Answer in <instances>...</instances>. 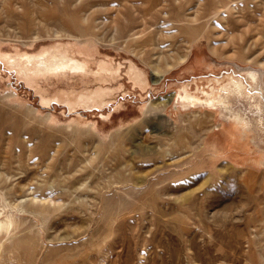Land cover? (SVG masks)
I'll return each mask as SVG.
<instances>
[{"label":"rangeland","instance_id":"rangeland-1","mask_svg":"<svg viewBox=\"0 0 264 264\" xmlns=\"http://www.w3.org/2000/svg\"><path fill=\"white\" fill-rule=\"evenodd\" d=\"M263 59L264 0H0V264H264Z\"/></svg>","mask_w":264,"mask_h":264},{"label":"bare ground","instance_id":"bare-ground-1","mask_svg":"<svg viewBox=\"0 0 264 264\" xmlns=\"http://www.w3.org/2000/svg\"><path fill=\"white\" fill-rule=\"evenodd\" d=\"M221 4H222V2L219 3V5H221ZM219 5H218V7H219ZM223 7H224V5H223ZM189 55H190V49L187 51L186 54L180 56L181 58L177 62H173V61L167 59L166 65H162V66H160V64L157 62L155 67H154V73L156 74L155 77H157V79H155V84L156 83L158 84L159 81L163 78V75L166 72H168L171 68L176 67L177 65H179L182 62H185L189 58ZM263 60H262V63H263ZM22 64H23L24 72L26 73L27 76H30L33 73L38 74L39 72L51 73V72H57V71H66V72L76 73V72L88 70V66H87V63L85 60L74 57L73 55H70L68 52L63 51L57 47L53 48V49H45L37 55L29 54L25 57V61ZM132 66H133V68H135L133 64H132ZM136 71H137V73H136L135 78L137 80H139L140 77L143 76L142 71L138 70V69ZM205 92H206L205 96L206 95H208V96H206L205 98H201L198 94L191 92L189 89H187L185 87L183 89V91L180 92L178 95L175 94L174 100L176 98V99H178V101H181L182 106H184V107L189 106V104H196L198 102H201L203 99L208 100L209 103H214V101H213L214 96L209 91H205ZM228 92H232V91L228 90ZM98 93H102V91L98 90L97 94ZM95 97H97V95H93V96L90 95L89 96V98H92V99ZM221 100L220 101L223 103L226 102L224 96L221 97ZM237 116L239 119L241 118L240 115H237ZM32 199L34 202L39 201L41 203H46V202L50 201L49 198L38 199L36 197H33ZM7 225H6V221H4V220L0 221V231L1 230L3 231V229H5L7 227Z\"/></svg>","mask_w":264,"mask_h":264},{"label":"water","instance_id":"water-1","mask_svg":"<svg viewBox=\"0 0 264 264\" xmlns=\"http://www.w3.org/2000/svg\"><path fill=\"white\" fill-rule=\"evenodd\" d=\"M154 79H157V77H154Z\"/></svg>","mask_w":264,"mask_h":264}]
</instances>
